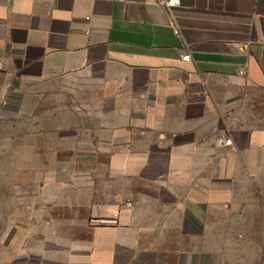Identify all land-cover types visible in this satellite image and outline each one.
<instances>
[{"label":"crops","instance_id":"1","mask_svg":"<svg viewBox=\"0 0 264 264\" xmlns=\"http://www.w3.org/2000/svg\"><path fill=\"white\" fill-rule=\"evenodd\" d=\"M0 93L47 155L9 264H264V0H0Z\"/></svg>","mask_w":264,"mask_h":264},{"label":"rangeland","instance_id":"2","mask_svg":"<svg viewBox=\"0 0 264 264\" xmlns=\"http://www.w3.org/2000/svg\"><path fill=\"white\" fill-rule=\"evenodd\" d=\"M12 113L4 109L0 93V264L11 263L19 247L37 246L44 230L34 184L47 155H34V138L27 135L31 124L18 122Z\"/></svg>","mask_w":264,"mask_h":264},{"label":"built area","instance_id":"3","mask_svg":"<svg viewBox=\"0 0 264 264\" xmlns=\"http://www.w3.org/2000/svg\"><path fill=\"white\" fill-rule=\"evenodd\" d=\"M176 32L179 33L178 30H177ZM190 57H191L190 53H187V54H185V55L182 57V59L185 60V61H187V60H190ZM242 72H243V71H242ZM225 144L230 145V144H231V141H230V140H226V141H225Z\"/></svg>","mask_w":264,"mask_h":264}]
</instances>
